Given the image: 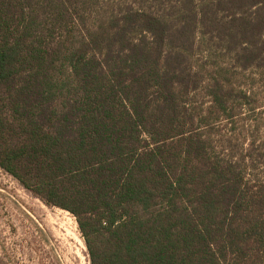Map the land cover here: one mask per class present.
<instances>
[{"label":"trees","instance_id":"1","mask_svg":"<svg viewBox=\"0 0 264 264\" xmlns=\"http://www.w3.org/2000/svg\"><path fill=\"white\" fill-rule=\"evenodd\" d=\"M263 105L264 0H0V166L91 264H264Z\"/></svg>","mask_w":264,"mask_h":264},{"label":"rangeland","instance_id":"2","mask_svg":"<svg viewBox=\"0 0 264 264\" xmlns=\"http://www.w3.org/2000/svg\"><path fill=\"white\" fill-rule=\"evenodd\" d=\"M259 110L264 115V105ZM0 264H91L77 217L46 204L1 166Z\"/></svg>","mask_w":264,"mask_h":264}]
</instances>
